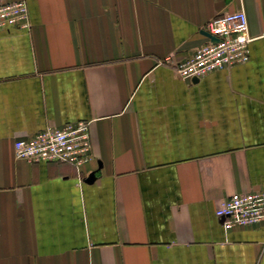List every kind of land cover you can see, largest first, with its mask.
Masks as SVG:
<instances>
[{
	"label": "crops",
	"instance_id": "1",
	"mask_svg": "<svg viewBox=\"0 0 264 264\" xmlns=\"http://www.w3.org/2000/svg\"><path fill=\"white\" fill-rule=\"evenodd\" d=\"M26 2L30 29H0V264H264V221L215 215L264 189V0ZM240 9L248 60L181 78ZM69 122L89 123L79 167L14 155Z\"/></svg>",
	"mask_w": 264,
	"mask_h": 264
},
{
	"label": "built area",
	"instance_id": "2",
	"mask_svg": "<svg viewBox=\"0 0 264 264\" xmlns=\"http://www.w3.org/2000/svg\"><path fill=\"white\" fill-rule=\"evenodd\" d=\"M31 27L26 0H0V29ZM208 38L186 59L176 63L183 79L203 77L248 60V18L243 9L210 19L205 27ZM14 155L28 162L63 161L79 167L90 159L91 137L88 122H69L46 127L27 138L16 139ZM215 215L226 230L264 221V189L235 192L217 206Z\"/></svg>",
	"mask_w": 264,
	"mask_h": 264
},
{
	"label": "water",
	"instance_id": "3",
	"mask_svg": "<svg viewBox=\"0 0 264 264\" xmlns=\"http://www.w3.org/2000/svg\"><path fill=\"white\" fill-rule=\"evenodd\" d=\"M91 176H92V175H91ZM91 176H90V177H91ZM90 177H89L87 180H89V181L92 180V177H91V178H90Z\"/></svg>",
	"mask_w": 264,
	"mask_h": 264
}]
</instances>
